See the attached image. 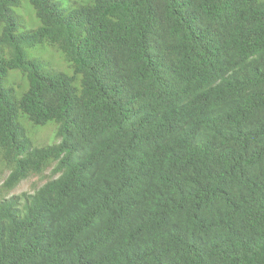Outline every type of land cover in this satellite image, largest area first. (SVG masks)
<instances>
[{
	"label": "trees",
	"instance_id": "trees-1",
	"mask_svg": "<svg viewBox=\"0 0 264 264\" xmlns=\"http://www.w3.org/2000/svg\"><path fill=\"white\" fill-rule=\"evenodd\" d=\"M25 1L0 0V264H264V0H27L37 28Z\"/></svg>",
	"mask_w": 264,
	"mask_h": 264
},
{
	"label": "rangeland",
	"instance_id": "rangeland-1",
	"mask_svg": "<svg viewBox=\"0 0 264 264\" xmlns=\"http://www.w3.org/2000/svg\"><path fill=\"white\" fill-rule=\"evenodd\" d=\"M18 12L25 17L26 24L29 28H37V26L39 25V21L37 20V18L34 17V14L31 10V6L29 5V2L27 0L24 2L23 7L21 9H18ZM34 53L35 54L33 56L40 55L45 61L49 62L53 68L61 70L64 73L71 74V70L67 67L64 58L56 50L51 49L49 47L37 48ZM8 81L15 85L18 90V93H21L25 81L19 73L12 72ZM23 122L25 127L28 129L31 138H33V140L35 141L36 145H51L59 142V139L56 135V127L54 126V124H49L46 127L35 128L33 126H30L28 122ZM31 128H34V130ZM52 170L53 168L49 169L43 177H31L26 181L22 182L14 191L10 192V196H19L23 193H34L38 188H40L52 178Z\"/></svg>",
	"mask_w": 264,
	"mask_h": 264
}]
</instances>
